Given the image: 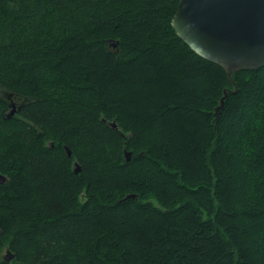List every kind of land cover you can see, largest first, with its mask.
<instances>
[{
  "label": "trees",
  "instance_id": "16d2710c",
  "mask_svg": "<svg viewBox=\"0 0 264 264\" xmlns=\"http://www.w3.org/2000/svg\"><path fill=\"white\" fill-rule=\"evenodd\" d=\"M178 2L0 0V264H264V67L232 84Z\"/></svg>",
  "mask_w": 264,
  "mask_h": 264
},
{
  "label": "water",
  "instance_id": "95a60500",
  "mask_svg": "<svg viewBox=\"0 0 264 264\" xmlns=\"http://www.w3.org/2000/svg\"><path fill=\"white\" fill-rule=\"evenodd\" d=\"M171 25L182 42L200 58L222 68L232 84L233 73L264 67V0H179ZM223 94L217 115L228 95L226 90ZM10 108L8 119L19 109L14 102ZM109 126L118 129L114 121ZM64 152L69 159L67 146ZM131 156L124 151L125 162H130ZM80 171L75 163L73 173ZM135 198L129 194L120 202ZM13 258L7 250L3 260L8 263Z\"/></svg>",
  "mask_w": 264,
  "mask_h": 264
},
{
  "label": "flooded vegetation",
  "instance_id": "af4514ba",
  "mask_svg": "<svg viewBox=\"0 0 264 264\" xmlns=\"http://www.w3.org/2000/svg\"><path fill=\"white\" fill-rule=\"evenodd\" d=\"M12 103H13V100H12ZM16 107H17V106H16ZM10 110H11V109H7V110H5L6 115H8V113H9ZM64 147H65V146H63V150H64ZM74 163H75V162H73V165H74ZM72 167H73V166H72ZM0 179H1V180H0V183L3 182V181H5V179H2V177H0Z\"/></svg>",
  "mask_w": 264,
  "mask_h": 264
},
{
  "label": "rangeland",
  "instance_id": "374dc122",
  "mask_svg": "<svg viewBox=\"0 0 264 264\" xmlns=\"http://www.w3.org/2000/svg\"><path fill=\"white\" fill-rule=\"evenodd\" d=\"M14 103H15V105L17 106V104H16L17 102H14ZM17 107H18V106H17ZM9 109H11V108H9ZM9 112H10V111H9ZM73 169H74V167H73ZM1 176H3V175L0 174V177H1ZM3 178L6 180V177H5V176H3L2 179H3ZM0 180H1V179H0ZM3 182H4V181H3ZM3 182H1V183H3ZM4 255H5V250H3V252H2V258L4 257Z\"/></svg>",
  "mask_w": 264,
  "mask_h": 264
}]
</instances>
